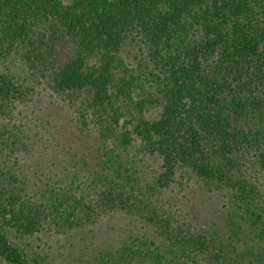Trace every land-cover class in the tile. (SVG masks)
<instances>
[{"label": "trees", "instance_id": "trees-1", "mask_svg": "<svg viewBox=\"0 0 264 264\" xmlns=\"http://www.w3.org/2000/svg\"><path fill=\"white\" fill-rule=\"evenodd\" d=\"M109 214L173 264H264V0H0V259Z\"/></svg>", "mask_w": 264, "mask_h": 264}, {"label": "rangeland", "instance_id": "rangeland-1", "mask_svg": "<svg viewBox=\"0 0 264 264\" xmlns=\"http://www.w3.org/2000/svg\"><path fill=\"white\" fill-rule=\"evenodd\" d=\"M53 143L50 142L48 144L52 150H55ZM41 148H37L34 151L35 153H40L39 157L43 153ZM50 152L51 150L43 157L44 160H41L42 158L38 160L37 158V161L39 163H42V161L44 163L45 161L52 162V156L49 155ZM39 170L47 174L48 167L45 170ZM32 174L34 175L33 172ZM37 177L44 179L41 175H35V181H38ZM192 205L194 213L199 212L204 217L210 216L209 222H212L216 218L215 215L223 209L222 205L215 203L214 200L207 199L194 201ZM218 223L220 224L221 239L230 241V237L233 236L232 227L223 220ZM155 233H157L155 228L148 225L145 219L132 218L126 214H109L104 215L95 224H88L84 228L74 229L67 234H57L56 236L38 234V238L36 236L23 242L25 245L30 244L29 254L31 257H36L38 254L44 257V264H114L113 261L109 260L111 258L115 261L119 260L120 264H173L171 260L175 257L172 253L174 246L171 241H166L164 237H160V234L156 238V244L161 248L160 250H155L152 246L143 245L146 240L145 237H152ZM244 233L247 232L245 231ZM244 233L238 235L240 239L238 243L236 242L239 248L238 253H242L255 245L253 239ZM133 244H138L135 249L143 251L144 254L134 257L131 262L120 260L122 256L121 250L126 245L133 246ZM108 252L112 256L106 259L104 255ZM163 254L168 257L167 260L163 261ZM251 259L246 258L239 264H249ZM0 264L8 263L0 259Z\"/></svg>", "mask_w": 264, "mask_h": 264}, {"label": "flooded vegetation", "instance_id": "flooded-vegetation-1", "mask_svg": "<svg viewBox=\"0 0 264 264\" xmlns=\"http://www.w3.org/2000/svg\"><path fill=\"white\" fill-rule=\"evenodd\" d=\"M66 2H70L71 0H65Z\"/></svg>", "mask_w": 264, "mask_h": 264}]
</instances>
